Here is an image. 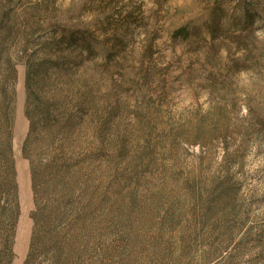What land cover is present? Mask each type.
Listing matches in <instances>:
<instances>
[{"label": "rangeland", "instance_id": "rangeland-1", "mask_svg": "<svg viewBox=\"0 0 264 264\" xmlns=\"http://www.w3.org/2000/svg\"><path fill=\"white\" fill-rule=\"evenodd\" d=\"M8 136L11 264H264V0H0Z\"/></svg>", "mask_w": 264, "mask_h": 264}, {"label": "trees", "instance_id": "trees-1", "mask_svg": "<svg viewBox=\"0 0 264 264\" xmlns=\"http://www.w3.org/2000/svg\"><path fill=\"white\" fill-rule=\"evenodd\" d=\"M252 26V18H247V21L242 27L241 31H244L247 27L249 28ZM29 78V75H28ZM28 86L29 83L27 81ZM29 116V114H27ZM44 117H48V113L44 114ZM30 120V127L32 128L34 123H32V118L29 116ZM31 130V129H30ZM9 135V134H8ZM28 143V142H27ZM23 146V153L26 156L27 145ZM5 144V143H4ZM29 159V157L27 156ZM2 165L4 166L2 173H0L1 183H0V218H1V231L2 235L0 238V264H11L13 255V239H14V232L16 221L19 214V205L17 201V191H16V184H15V173H14V165L11 158V146H10V139L9 136L7 137L6 144H5V155L2 158ZM44 158L38 157L37 162L31 165V181H32V190L35 199V206H37V210L31 214V219L33 220L34 228L31 236V244L29 247V252L24 264H29L32 257L34 256V247H35V240L39 233V226L42 223L43 215L42 212L44 208L40 206V196L46 194L44 190H40L38 192L39 185L43 186V172L39 171V167H43L46 169L48 165H52L51 160L49 162H44ZM45 163V164H42ZM47 164V166H46ZM37 165V168H36ZM69 195V190H67ZM39 209V210H38ZM42 217V218H41Z\"/></svg>", "mask_w": 264, "mask_h": 264}]
</instances>
